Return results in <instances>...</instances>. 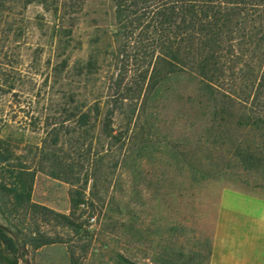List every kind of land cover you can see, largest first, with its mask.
Instances as JSON below:
<instances>
[{
	"label": "rangeland",
	"instance_id": "rangeland-1",
	"mask_svg": "<svg viewBox=\"0 0 264 264\" xmlns=\"http://www.w3.org/2000/svg\"><path fill=\"white\" fill-rule=\"evenodd\" d=\"M21 17L22 35L0 44V139L35 172L34 203L70 215L72 195L85 202L74 224L11 216L27 234L63 240L22 247L19 264H72V256L119 264L120 255L137 264H208L224 195L264 208V128L252 121L264 108L221 117L187 76L172 81L159 107L120 103L110 0L58 15L33 3Z\"/></svg>",
	"mask_w": 264,
	"mask_h": 264
},
{
	"label": "trees",
	"instance_id": "trees-1",
	"mask_svg": "<svg viewBox=\"0 0 264 264\" xmlns=\"http://www.w3.org/2000/svg\"><path fill=\"white\" fill-rule=\"evenodd\" d=\"M86 1L0 0V44L5 46L6 41L17 40L22 35L21 16L29 5L41 4L58 15L62 10L76 11ZM110 1L114 7L115 58L121 63L115 80L120 103L136 100V107L142 100L140 111L159 107L162 98L172 90V81L187 76L199 82L201 96L206 103H212L221 117L236 107L247 109L249 104L264 108V0ZM58 21L55 26L60 29L62 25ZM131 67L136 69L128 79ZM239 81L241 88L244 87L240 90ZM79 120L86 123L88 119L82 116ZM252 121L264 128V118ZM247 151L244 159L250 162L255 157L251 150ZM0 164V216L17 235L15 238L0 230V246H5V253L0 250V261L19 264L22 247L30 245L39 249L63 240L40 229L27 234L13 223L11 216L24 211L26 215L42 214L45 218L74 224L71 217L85 201L72 195L70 215L34 203L35 172L2 139ZM72 264H79L73 256ZM119 264L137 263L120 255Z\"/></svg>",
	"mask_w": 264,
	"mask_h": 264
},
{
	"label": "crops",
	"instance_id": "crops-1",
	"mask_svg": "<svg viewBox=\"0 0 264 264\" xmlns=\"http://www.w3.org/2000/svg\"><path fill=\"white\" fill-rule=\"evenodd\" d=\"M222 210L215 221L208 264H264L263 205L242 195H224Z\"/></svg>",
	"mask_w": 264,
	"mask_h": 264
},
{
	"label": "water",
	"instance_id": "water-1",
	"mask_svg": "<svg viewBox=\"0 0 264 264\" xmlns=\"http://www.w3.org/2000/svg\"><path fill=\"white\" fill-rule=\"evenodd\" d=\"M0 230L6 231L10 233L12 236H14L15 238H17L16 234H14L12 229H10L7 225L3 224L2 222H0Z\"/></svg>",
	"mask_w": 264,
	"mask_h": 264
},
{
	"label": "built area",
	"instance_id": "built-area-1",
	"mask_svg": "<svg viewBox=\"0 0 264 264\" xmlns=\"http://www.w3.org/2000/svg\"><path fill=\"white\" fill-rule=\"evenodd\" d=\"M92 220H96V218H95V217H93V218H92Z\"/></svg>",
	"mask_w": 264,
	"mask_h": 264
}]
</instances>
